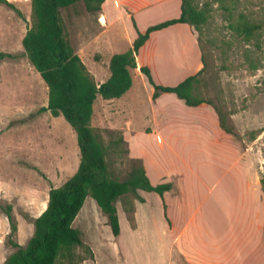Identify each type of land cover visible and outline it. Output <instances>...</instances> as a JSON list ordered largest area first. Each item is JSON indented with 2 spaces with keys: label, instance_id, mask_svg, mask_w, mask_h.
<instances>
[{
  "label": "rangeland",
  "instance_id": "1",
  "mask_svg": "<svg viewBox=\"0 0 264 264\" xmlns=\"http://www.w3.org/2000/svg\"><path fill=\"white\" fill-rule=\"evenodd\" d=\"M191 1L197 9L207 8L199 30L192 26L205 61L193 92L209 103L205 105L211 107L214 116L202 112L201 127L185 130L197 137L185 142L165 137V143L150 135L134 137L133 143L138 145H132L131 154L125 135L163 130L152 128L146 120L151 101L136 79L137 70L132 69L135 84L131 94L126 92L114 100L97 96L91 125L107 148L105 159L112 178L124 180L138 164L135 159L141 160L147 171L143 157L138 156L139 149L146 155V163L151 158L157 160L155 168L165 171L161 178L167 182L176 183L179 170L183 171V201L188 200L190 205L186 203L181 217L186 225L180 247L197 249L207 235L218 231L259 233L258 243L264 244V29L258 33V47L253 37L244 40L237 28L240 15L264 21V0ZM12 2L20 14L0 4V52L13 55L0 59V190L4 194H0V203L11 204L15 219L19 216L24 220L20 233L25 247L34 231L33 219L46 208L50 187L60 186L75 172L80 152L74 144L76 134L62 115L38 111L47 104L48 88L23 53L21 43L32 21L31 2ZM154 9L156 6L149 16L141 17L144 22L162 18L163 13ZM61 13L75 53L97 83L105 81L110 74L107 56L125 50L126 32L122 28L131 30V23L123 22L122 26L119 20L112 25L99 12H87L82 1L62 8ZM167 52L177 55L175 45ZM171 58L173 65L177 63L175 57ZM159 84L173 85L176 81ZM214 107L233 133L220 127ZM171 130L175 137L182 131ZM193 142L203 150H195L198 145ZM144 193L149 194L145 205L150 217L136 218L140 224L132 231L137 196L127 193L116 200L121 230L117 239L95 200L85 198L84 214L73 226L95 257L82 264H159L165 259L164 255H155L161 197L153 191ZM13 238L16 240L17 232Z\"/></svg>",
  "mask_w": 264,
  "mask_h": 264
},
{
  "label": "trees",
  "instance_id": "2",
  "mask_svg": "<svg viewBox=\"0 0 264 264\" xmlns=\"http://www.w3.org/2000/svg\"><path fill=\"white\" fill-rule=\"evenodd\" d=\"M79 1L83 2L87 12L95 13L101 9L104 0H30L32 21L21 43L23 53L48 88L47 104L38 111L63 116L76 133L80 160L76 171L68 179L60 186L50 187L46 208L33 219L34 231L25 247L13 238L17 232V221L11 204L0 203V210L7 217L10 227L7 244L14 249L2 264H82L87 259H93L94 254L91 247L83 242L73 221L87 196L95 200L107 216L112 234L117 236L120 225L115 202L120 196L132 193L139 201H144L137 191H153L160 195L165 207L163 194L171 188L170 182L153 185L139 159H135L138 164L124 180L109 175L105 159L107 148L91 125L93 103L97 95L103 99H113L129 90L132 85L130 70L137 67L135 55L151 31L177 22L187 23L199 30L205 21L207 8L197 9L191 0H181L179 17L151 25L143 33L138 31L131 48L110 57V75L98 84L71 46L61 14L62 8ZM0 4L20 14L14 2L0 0ZM237 28L244 40L249 41L253 37L256 46H261L258 33L264 29L263 20L240 15ZM5 56L13 55L0 52V59ZM201 62L202 68L175 85L156 84L146 66L139 67V71L146 75L152 85V99L162 92H171L187 106H198L209 104L193 92L194 82L204 69L203 54ZM214 109L220 127L227 133H233L224 125L219 111ZM261 185L264 190V179H261Z\"/></svg>",
  "mask_w": 264,
  "mask_h": 264
},
{
  "label": "crops",
  "instance_id": "3",
  "mask_svg": "<svg viewBox=\"0 0 264 264\" xmlns=\"http://www.w3.org/2000/svg\"><path fill=\"white\" fill-rule=\"evenodd\" d=\"M155 6L156 9H154V11L156 13H163L162 18L155 22H144L141 17L149 16L152 13V8ZM180 6L181 0H104L101 4V9L98 12L104 21L110 22L112 25L119 20L121 21L122 26L123 22L129 21L131 23V30H128L127 28L125 29L124 26L122 28V31L124 33L126 32V34L123 33L124 36H126L123 38L126 40L125 50H127L132 47L138 31L143 33L147 27L151 25L179 17L181 12ZM174 45L176 47L177 55L169 54V52H167ZM125 50H118L108 55L107 63L109 64L110 57L114 53L123 52ZM172 56L177 59V63H174V65L171 63ZM135 61L137 67L134 69L138 72L136 79L144 87L147 96L151 101V109L149 110V116L146 120L152 128L163 130L161 133L152 131L146 134H132L129 132L124 136V139L130 144V153L132 154V145H138L133 143L132 140V138L137 136H155L160 139L162 138L165 143V137L176 141L183 140L184 142L192 137L195 139L197 136L187 134L185 130L187 131L188 129L201 127L203 123L201 116L202 112L207 113L209 116H214L211 107L206 106L205 104L187 106L182 99L178 98L176 94L171 92H162L157 98L152 99V85L149 83L146 75L138 70L141 66L148 67L151 77L156 84H159L161 81H176L177 84L189 75L195 74L201 68L202 62L197 34L193 27L187 23L177 22L161 29L151 31L145 42L138 48L135 55ZM165 63H171L172 65L164 66ZM134 82L135 81L132 77V85L127 91V94H131L130 92L133 90ZM124 94H126V92ZM123 95L121 97H123ZM97 96L99 97L100 95ZM98 97H96L95 101ZM114 99L118 98H113V100ZM171 129H182V131L178 132L175 137L174 135L171 136ZM70 134L72 135L73 133L71 132ZM73 138L76 146L77 140L74 135ZM188 142L191 143V141ZM193 143L195 144L196 142ZM170 144L171 143H169V145ZM196 145L198 146L197 148H194L195 150H203L202 146L197 143ZM194 151H192V153H194ZM138 156L143 157L144 163L147 167L146 174L147 176L149 175V177L151 175V178L148 177L149 180H151L150 182H157L159 184L162 181H168L166 178H161L165 174V171L155 168L157 163L155 158L154 160L151 158L146 163V155H144V152H141L140 149L138 150ZM148 168H150V170H148ZM179 172L181 175L177 178V182L172 184V182L169 181L171 183V188L166 190L163 194L165 207L163 206L162 199L160 198L159 200L161 204L159 205L160 213L158 217V231H160L155 233V255L159 258L164 255L165 258L163 260L159 259V264H264V248H262L264 247V244L258 243L260 240L257 237L259 236V233L253 235V232L218 231L207 235L202 246L197 249H183L179 246V242L185 232L184 226L186 225L181 217L184 214V209H186V203L188 206L190 205L188 200L183 201L182 195L185 190L182 186V182L184 181L185 175L183 171L179 170ZM197 175L198 177H201L200 174ZM1 191L2 190H0V194L4 196ZM138 191L141 192L140 196L144 198V201H137V203H135V209L133 211L135 225L132 227L131 231L136 229L140 224L137 225L136 218H143L144 220L145 218L147 219L150 217L149 211L145 205L146 198L149 194L144 193L145 191L143 192V190ZM176 195H178L179 198H175ZM83 208L84 203L75 217L73 224L83 213ZM16 219V240L19 244L23 245V235L20 233V230L24 224V220L19 216H17ZM139 229L140 228H138V230ZM9 231L8 219L0 210V264H2L13 251V248L5 243L6 235ZM136 233V237L138 238V231ZM120 234L121 230L114 238L117 239ZM84 262H86V260Z\"/></svg>",
  "mask_w": 264,
  "mask_h": 264
}]
</instances>
